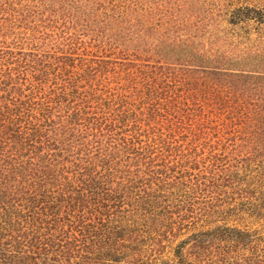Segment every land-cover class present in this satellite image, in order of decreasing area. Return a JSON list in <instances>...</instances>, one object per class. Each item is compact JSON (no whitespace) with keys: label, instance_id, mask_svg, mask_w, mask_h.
I'll use <instances>...</instances> for the list:
<instances>
[{"label":"trees","instance_id":"trees-1","mask_svg":"<svg viewBox=\"0 0 264 264\" xmlns=\"http://www.w3.org/2000/svg\"><path fill=\"white\" fill-rule=\"evenodd\" d=\"M213 9L0 0V264H264V48L200 53Z\"/></svg>","mask_w":264,"mask_h":264},{"label":"rangeland","instance_id":"rangeland-1","mask_svg":"<svg viewBox=\"0 0 264 264\" xmlns=\"http://www.w3.org/2000/svg\"><path fill=\"white\" fill-rule=\"evenodd\" d=\"M193 1H195V6L199 8H203L207 13L213 12L214 14H219L217 10L213 9V6L220 5V7H223L225 9V14H226L225 15L224 13H220L222 17H212L209 15L205 16L206 18L201 17L204 22V25H208L209 30L204 38L200 39L199 41H194L195 42L194 47H196L195 49L199 50L200 53H203L204 55L210 57L211 56L210 52H213V54H219L221 56L226 55L227 57L229 56L230 58H233L240 55L239 50L242 48H248V49L253 48V45L255 47L256 45H259L260 47L264 48V43L263 41H260V35L257 30L263 28L260 21L263 20L264 18V0H193ZM209 4H213V5L209 6ZM218 36H220V38L224 39L226 42H229L231 44L236 43L235 46L233 45L229 46V44L220 43L217 41H214L215 46L212 45L210 41H213L214 37H218ZM247 38H250L251 40L248 41ZM186 39L187 38H185V40ZM259 42L261 43L258 44ZM260 54L263 55V57L260 59L261 62L260 65H263L264 54L263 53ZM196 65L203 67L207 66L205 63H201L200 61ZM255 70L264 72V70H259V69H255ZM244 87L246 90L249 91V85ZM224 122L234 124L228 116L226 115L219 116L218 121L215 122L214 124H211L210 130H208V133L211 134V137L216 135V131H219L220 126L218 124H223ZM212 141H216V138L215 140L212 139ZM241 144L243 145V143L237 142L236 145L242 147ZM241 147L238 149H241ZM223 148L232 151L236 147H235V143L224 142ZM231 204H233V202H231ZM227 207H231L230 204H227ZM180 240L181 239L178 238V240L173 243L177 244ZM171 252L172 251L170 249L167 251L166 254V258L171 261H156V259L153 258L152 254H148L146 257V260L148 261H118V262L121 264H130V263L177 264L178 261L174 259Z\"/></svg>","mask_w":264,"mask_h":264}]
</instances>
